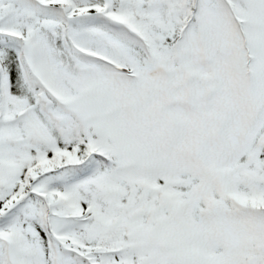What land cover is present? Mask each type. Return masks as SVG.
I'll return each instance as SVG.
<instances>
[{"label": "snow or ice", "instance_id": "obj_1", "mask_svg": "<svg viewBox=\"0 0 264 264\" xmlns=\"http://www.w3.org/2000/svg\"><path fill=\"white\" fill-rule=\"evenodd\" d=\"M0 264H264V0H0Z\"/></svg>", "mask_w": 264, "mask_h": 264}]
</instances>
